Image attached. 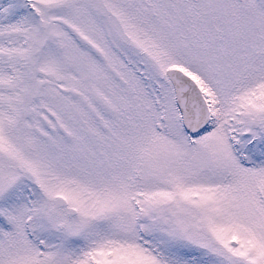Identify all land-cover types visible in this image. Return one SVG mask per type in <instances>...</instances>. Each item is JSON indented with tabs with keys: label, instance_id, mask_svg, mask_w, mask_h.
I'll return each mask as SVG.
<instances>
[{
	"label": "snow or ice",
	"instance_id": "obj_1",
	"mask_svg": "<svg viewBox=\"0 0 264 264\" xmlns=\"http://www.w3.org/2000/svg\"><path fill=\"white\" fill-rule=\"evenodd\" d=\"M0 264H264V0H0Z\"/></svg>",
	"mask_w": 264,
	"mask_h": 264
}]
</instances>
